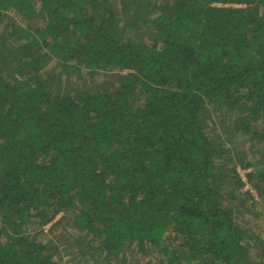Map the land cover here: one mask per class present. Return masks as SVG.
I'll return each mask as SVG.
<instances>
[{
    "label": "trees",
    "instance_id": "trees-1",
    "mask_svg": "<svg viewBox=\"0 0 264 264\" xmlns=\"http://www.w3.org/2000/svg\"><path fill=\"white\" fill-rule=\"evenodd\" d=\"M118 1L0 0V264H264L206 131L264 122V0Z\"/></svg>",
    "mask_w": 264,
    "mask_h": 264
},
{
    "label": "rangeland",
    "instance_id": "rangeland-1",
    "mask_svg": "<svg viewBox=\"0 0 264 264\" xmlns=\"http://www.w3.org/2000/svg\"><path fill=\"white\" fill-rule=\"evenodd\" d=\"M113 9L117 12V15H120V8H119V1L118 0H110ZM151 2H159V0H137V2L141 3L143 6L144 4ZM160 2H169V0H161ZM236 6V5H235ZM238 6V5H237ZM16 18L20 21V17L16 16ZM18 21V22H19ZM22 24V23H21ZM69 73V72H68ZM66 75V74H65ZM71 73L66 75L64 79V84L68 87L74 86L76 83L78 85L79 81H74L71 77ZM99 79L88 77L86 84L88 85H98L100 83L107 84L110 80L108 75L104 74ZM81 83V82H80ZM208 114H207V125L209 137H215L219 141L223 142L224 145L231 150L230 159H232L231 164L236 167L237 171H239L245 185L242 187L241 192L244 193L243 199L242 197H237L240 199V202L243 200V204H238L236 210L233 209V214L235 215V221L240 224L241 227L246 228L253 232L254 235L252 237L256 239L259 235L264 233V197L257 192L255 189V184L257 183L256 178L254 176L253 181L247 179V173L251 172L252 168L244 169L241 166V163H252L253 165L260 164L264 169V122L262 124L257 125L254 123L253 128L257 129V135L252 134L251 132L245 133L242 129H235L234 118H238L235 114L224 115L214 106L208 107ZM240 116V115H239ZM236 118V119H237ZM240 125V122H239ZM255 129V130H256ZM250 189H253V192H250ZM232 207V206H231ZM61 216V215H60ZM59 216V217H60ZM58 217V218H59ZM57 218V219H58ZM69 232H72L71 228H67ZM62 233H58V236ZM44 235L41 236V238ZM53 236V235H51ZM49 238L50 235H49ZM43 241L46 240L42 239ZM178 243H176L177 245ZM60 252L63 254L65 253V243H60ZM61 253V254H62ZM250 254L252 257L255 256L257 258V254H260V248H251ZM129 264H158V262L162 259V254L159 251L150 250L147 255H142L136 253L134 255H129ZM87 260V259H86ZM61 264H86L85 260L83 261H73L70 260L69 256L66 254L63 255V262Z\"/></svg>",
    "mask_w": 264,
    "mask_h": 264
},
{
    "label": "built area",
    "instance_id": "built-area-1",
    "mask_svg": "<svg viewBox=\"0 0 264 264\" xmlns=\"http://www.w3.org/2000/svg\"><path fill=\"white\" fill-rule=\"evenodd\" d=\"M250 192H251V193L253 192V194L255 195V192H254L253 189H250ZM50 226H51V224H48V225L44 226V227H43L44 232H48Z\"/></svg>",
    "mask_w": 264,
    "mask_h": 264
}]
</instances>
